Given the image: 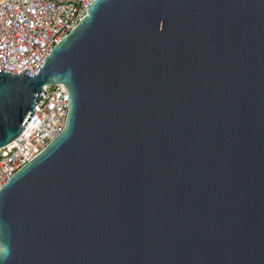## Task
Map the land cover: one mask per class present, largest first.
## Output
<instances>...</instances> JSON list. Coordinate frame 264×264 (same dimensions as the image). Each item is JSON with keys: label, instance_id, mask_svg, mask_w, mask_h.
I'll return each instance as SVG.
<instances>
[{"label": "water", "instance_id": "95a60500", "mask_svg": "<svg viewBox=\"0 0 264 264\" xmlns=\"http://www.w3.org/2000/svg\"><path fill=\"white\" fill-rule=\"evenodd\" d=\"M57 84L0 264H264V0H95L38 74L0 71V149Z\"/></svg>", "mask_w": 264, "mask_h": 264}, {"label": "built area", "instance_id": "2783aa9c", "mask_svg": "<svg viewBox=\"0 0 264 264\" xmlns=\"http://www.w3.org/2000/svg\"><path fill=\"white\" fill-rule=\"evenodd\" d=\"M95 0H0V71L40 68L53 48L86 17ZM21 134L0 149V190L63 131L70 99L64 84L48 86Z\"/></svg>", "mask_w": 264, "mask_h": 264}]
</instances>
